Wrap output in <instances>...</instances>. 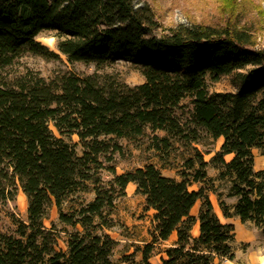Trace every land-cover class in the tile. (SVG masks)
<instances>
[{
    "label": "trees",
    "instance_id": "obj_1",
    "mask_svg": "<svg viewBox=\"0 0 264 264\" xmlns=\"http://www.w3.org/2000/svg\"><path fill=\"white\" fill-rule=\"evenodd\" d=\"M157 27L152 9L136 7L135 0H0V201L13 200L21 188L29 204L28 222L15 220L17 237L0 233V264H115L118 241L96 231L114 226L105 211L131 183L144 197L145 211H153L143 264H152L155 247L175 233L161 264L234 260V226L221 221L203 187L190 190L208 178V163L200 155L191 177L177 180L150 164L123 175L109 169L114 178L109 188L104 185L101 158L110 160L109 154L121 149L112 145L113 138L141 136L148 126L169 136L156 137L157 150L162 144L169 148L170 137L197 142L199 131L223 138L211 162L221 179H231L227 197L237 198L233 208L219 201L223 216L264 231V170H255L254 156L255 149L264 155V50L254 48L250 33L229 27L180 25L161 35L155 34ZM48 32L56 34L59 52L71 63L101 69L134 61L145 82L132 87L98 73L53 82L32 74L9 80L5 70L25 52L59 58L37 41ZM231 75L235 92L210 93L208 77ZM186 99L192 110L183 123L176 111ZM72 135L80 139L82 156L67 141ZM227 155H233L230 161ZM91 184L95 200L65 213L63 203ZM53 204L61 223L75 229L67 253L57 250L56 226H45Z\"/></svg>",
    "mask_w": 264,
    "mask_h": 264
},
{
    "label": "rangeland",
    "instance_id": "obj_2",
    "mask_svg": "<svg viewBox=\"0 0 264 264\" xmlns=\"http://www.w3.org/2000/svg\"><path fill=\"white\" fill-rule=\"evenodd\" d=\"M148 5L158 23L155 34L161 35L180 25L200 24L212 27H229L248 32L252 35L254 48L264 50V0H135V6ZM53 39V40H51ZM37 41L46 46L50 51L59 54V58L46 59L32 52H25L14 64L5 70L9 80L25 77L30 74L44 78L47 82H53L64 75L86 77L98 73L103 79L115 80L126 83L129 86H137L145 82L140 63L134 61H117L98 69L95 64L83 62L71 63L66 56L58 50L56 34L48 32L37 37ZM210 93L235 92L237 87L233 84V76H223L218 81L207 79ZM192 105L190 100L182 102L181 108L176 111L183 123L188 122L191 116ZM54 133L59 136L57 130L51 126ZM158 138L169 137L163 131L152 132L146 127L145 133L135 138H113L111 142L118 144L121 149L109 154L110 160L101 158L104 168L99 171L103 183L109 188V182L114 174L109 169H114L117 175L127 174L147 165H154L169 177L181 180L183 174L192 176L200 167L199 158L208 163L204 170L208 178L199 183H192L190 189L197 191L203 187L208 195H212L216 212L222 222L220 200L233 208L237 198H228L227 194L231 186V179H221L220 172L211 162L214 155L221 150L219 140H213L205 132L199 131L197 142L188 139L180 140L170 137L171 146L157 150L160 144ZM72 143L78 156H82L83 147L77 135L67 139ZM200 155V157H199ZM255 170H264V155L261 150H254ZM227 161L231 158L226 157ZM190 161L194 162L191 168ZM135 186H128L126 194L116 197L114 207L105 211L108 220H113L111 229L104 228L96 231L99 234L110 235L118 241L112 255L115 264H131L135 261L142 263V250L151 241L152 215L145 211L144 197L136 192ZM96 193L91 184L89 190L80 191L71 195L62 206L65 213L72 209L81 208L82 204H89L95 200ZM28 199L19 188L13 200L0 201V233L17 237V225L15 220L28 222ZM201 202L196 204L194 213L198 216ZM98 222V221H97ZM235 228V241L233 249L234 260H217V264H264V231L257 228L254 223H242L238 217H232L229 223ZM55 225L58 231L57 250L68 252L67 240L70 233L75 232L71 226L61 223L59 209L53 204L48 212L45 226L52 228ZM77 229L82 230L81 226ZM199 233V232H198ZM164 244V245H162ZM157 245L152 253L150 262L161 264L162 253L171 244ZM130 259V260H128Z\"/></svg>",
    "mask_w": 264,
    "mask_h": 264
},
{
    "label": "crops",
    "instance_id": "obj_3",
    "mask_svg": "<svg viewBox=\"0 0 264 264\" xmlns=\"http://www.w3.org/2000/svg\"><path fill=\"white\" fill-rule=\"evenodd\" d=\"M218 140H219V142H220L221 145H222L223 142H224V139H223V138H219ZM226 157H229V158L232 159L233 155H227ZM130 185L136 187V185L133 184V183H131ZM130 185H129V186H130ZM190 190H191V189H190ZM191 191H192V190H191ZM209 197H210V200H211V202H212V204H213V206H214V209H215V203H214V201H213V197H212V195H209ZM195 207H196V205H195ZM195 207L193 208L191 214H192L193 216H195V217H198V216L196 215V213H194V209H195ZM215 211H216V209H215ZM149 213L152 215V214H153V211H150ZM216 213H217V212H216ZM217 215H218V216L221 215V214H220V211H219V214L217 213ZM222 216H223V213H222ZM219 218H220V216H219ZM223 218H224V220H225V222H223V223H225V224L229 223V220L231 219V218H225L224 216H223ZM220 219H221V218H220ZM198 232H199V221L196 222V224H195V226H194V228H193V231H192V235H193L194 237H198V236H199V233H198ZM176 240H177V235H176V233H175V234L171 237V239H170L169 241L164 242V243L171 242V244L168 245L166 248H168V247H170V246H173V244L175 243ZM159 245H160V244H159ZM162 245H164V244H162ZM165 257H166V254H165V252H163V253H162V259L165 258ZM162 259H161L160 262H162Z\"/></svg>",
    "mask_w": 264,
    "mask_h": 264
},
{
    "label": "bare ground",
    "instance_id": "obj_4",
    "mask_svg": "<svg viewBox=\"0 0 264 264\" xmlns=\"http://www.w3.org/2000/svg\"><path fill=\"white\" fill-rule=\"evenodd\" d=\"M51 40H53V39H51Z\"/></svg>",
    "mask_w": 264,
    "mask_h": 264
}]
</instances>
